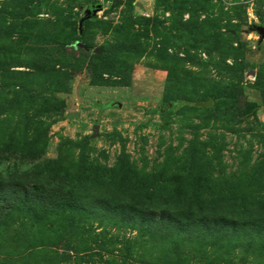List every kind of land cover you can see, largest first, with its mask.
Instances as JSON below:
<instances>
[{
    "label": "rangeland",
    "instance_id": "1",
    "mask_svg": "<svg viewBox=\"0 0 264 264\" xmlns=\"http://www.w3.org/2000/svg\"><path fill=\"white\" fill-rule=\"evenodd\" d=\"M257 27L264 0H0V183L27 190L0 264H264Z\"/></svg>",
    "mask_w": 264,
    "mask_h": 264
},
{
    "label": "trees",
    "instance_id": "2",
    "mask_svg": "<svg viewBox=\"0 0 264 264\" xmlns=\"http://www.w3.org/2000/svg\"><path fill=\"white\" fill-rule=\"evenodd\" d=\"M25 95H26L25 92H23L22 90H19L16 92V94H14V96L17 99H22V98H24ZM222 98H223L222 96L213 97V98H211V101L208 100L206 102L198 103L196 105V108L204 109V110H210L214 106H220L221 105V107H222V104L220 102V100ZM262 98L264 101V92H263ZM225 108H228V106H225ZM26 191L27 190L23 187V185L21 186L19 184H15V183H11V182L0 183V198L4 199L6 204H7V208H8L7 220L9 222L15 216L14 214L22 207L20 205V202L23 199L21 192H26ZM134 204L135 203H132V208L134 207ZM31 208H32L31 212H32L33 217L38 218L39 213L41 211L40 207L37 204L32 203ZM201 222L203 223V226H205L207 224L206 219L201 220ZM155 226L159 227V228H163L164 230H169L170 228L173 227V226L170 227V222H165V225H163V223H161V222H157V223H155Z\"/></svg>",
    "mask_w": 264,
    "mask_h": 264
},
{
    "label": "water",
    "instance_id": "3",
    "mask_svg": "<svg viewBox=\"0 0 264 264\" xmlns=\"http://www.w3.org/2000/svg\"><path fill=\"white\" fill-rule=\"evenodd\" d=\"M99 8V6H97V9ZM96 10V6H88L84 9V13L86 14L85 18H83L80 21V24L83 22L84 19H87L88 17L91 16L92 12H94ZM257 30L263 35L264 34V28L263 27H257ZM97 126L94 127V131H96Z\"/></svg>",
    "mask_w": 264,
    "mask_h": 264
}]
</instances>
